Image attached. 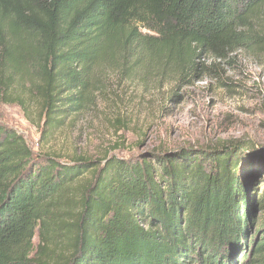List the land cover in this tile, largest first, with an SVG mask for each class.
Instances as JSON below:
<instances>
[{"label":"trees","instance_id":"trees-1","mask_svg":"<svg viewBox=\"0 0 264 264\" xmlns=\"http://www.w3.org/2000/svg\"><path fill=\"white\" fill-rule=\"evenodd\" d=\"M240 51L264 56V0H0L1 58L11 77L36 74L50 129L88 103L98 68L184 85ZM245 151L234 141L65 163L0 122V264H264Z\"/></svg>","mask_w":264,"mask_h":264},{"label":"rangeland","instance_id":"rangeland-1","mask_svg":"<svg viewBox=\"0 0 264 264\" xmlns=\"http://www.w3.org/2000/svg\"><path fill=\"white\" fill-rule=\"evenodd\" d=\"M10 59L0 53V122L18 131L36 155L51 154L65 163L80 157L104 162L153 150L252 143L258 156L243 152L240 172L252 170L245 176L248 211L262 219L257 203L264 201V56L240 51L218 74L207 71L184 85L175 76L98 68L88 103L52 129L45 124L36 74L21 70L11 77Z\"/></svg>","mask_w":264,"mask_h":264},{"label":"water","instance_id":"water-1","mask_svg":"<svg viewBox=\"0 0 264 264\" xmlns=\"http://www.w3.org/2000/svg\"><path fill=\"white\" fill-rule=\"evenodd\" d=\"M248 146H249V145H248ZM249 147H250L251 150H252L251 153L254 154V155H256V156H258L257 154H258V152H259V151H258V150H259V149H258L259 147H257L256 145H254V144H252V143H250V146H249Z\"/></svg>","mask_w":264,"mask_h":264}]
</instances>
